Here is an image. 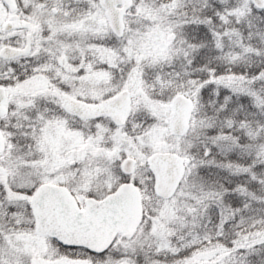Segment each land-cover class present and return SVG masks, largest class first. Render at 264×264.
<instances>
[{
	"label": "snow or ice",
	"instance_id": "snow-or-ice-1",
	"mask_svg": "<svg viewBox=\"0 0 264 264\" xmlns=\"http://www.w3.org/2000/svg\"><path fill=\"white\" fill-rule=\"evenodd\" d=\"M0 264H264V0H0Z\"/></svg>",
	"mask_w": 264,
	"mask_h": 264
}]
</instances>
